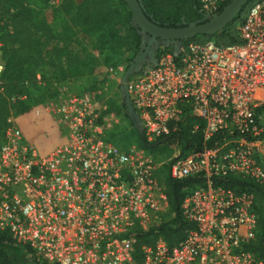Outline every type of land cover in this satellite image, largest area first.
<instances>
[{
    "label": "built area",
    "instance_id": "obj_1",
    "mask_svg": "<svg viewBox=\"0 0 264 264\" xmlns=\"http://www.w3.org/2000/svg\"><path fill=\"white\" fill-rule=\"evenodd\" d=\"M198 1L206 17L224 0ZM237 29L238 43L181 44L127 81L147 142L178 131L193 116L204 123L205 141L219 135L211 146L191 152L176 147L167 160L152 159L134 144L121 148L107 136L115 115H103L105 104L93 92L64 87L35 108L37 117L51 119L56 144L40 146L8 118L0 139V230L45 264H264L241 248L256 233L253 194L209 180L235 175L264 183V0L247 8ZM3 70L0 58V82ZM166 161L173 179L207 178L181 203L194 227L171 248L161 239L143 245L136 262L126 233L169 219L155 176Z\"/></svg>",
    "mask_w": 264,
    "mask_h": 264
},
{
    "label": "trees",
    "instance_id": "obj_2",
    "mask_svg": "<svg viewBox=\"0 0 264 264\" xmlns=\"http://www.w3.org/2000/svg\"><path fill=\"white\" fill-rule=\"evenodd\" d=\"M230 0H224L217 13ZM254 1V0H250ZM143 13L152 22L164 27H178L207 19L199 11L198 0H139ZM49 0H0V58L4 70L0 82V139L8 126V118L18 120L22 127H33L36 106L58 95V87L65 82H79L83 69L94 68V55L85 47L83 37L101 34L103 43L113 42L110 50L119 47L133 54L141 50L142 34L130 23L131 12L123 0H60L48 7ZM49 8V23L63 26L62 34L53 33L50 24L38 21L42 8ZM244 15L240 14L221 31L212 35H197L184 39L185 45L191 41H214L218 45L240 42L238 26ZM157 50V49H156ZM168 50L162 47L157 55ZM132 58L126 61V69ZM141 72V71H140ZM134 73V72H133ZM39 74L40 79L36 76ZM80 84V83H79ZM97 85L86 87L97 90ZM103 115L113 113L128 119L129 127L117 133L111 140L121 148L134 144L138 148L169 157L175 147L181 152H191L203 146H211L219 135L208 140L203 138L204 123L201 119L187 116L184 126L178 131L147 142L139 136L130 120L123 102L106 101ZM264 111V106L259 108ZM198 124L197 129L193 126ZM167 157V159L169 158ZM166 159V160H167ZM169 161L161 164L155 176L163 185L169 204V219L144 230L133 226L126 235L133 241V257L136 262L143 259L142 246L153 245L161 239L168 248L182 241L194 224L184 218L181 203L185 194L192 188L204 185L203 175L173 179L169 173ZM213 185H220L236 191H248L254 196V209L257 214L255 237L241 244V248L254 257L264 258V183L254 182L235 175L211 177ZM0 264H45L38 259L30 246L17 242L8 230H0Z\"/></svg>",
    "mask_w": 264,
    "mask_h": 264
},
{
    "label": "rangeland",
    "instance_id": "obj_3",
    "mask_svg": "<svg viewBox=\"0 0 264 264\" xmlns=\"http://www.w3.org/2000/svg\"><path fill=\"white\" fill-rule=\"evenodd\" d=\"M256 1V0H254ZM254 1H248L245 7L242 10V15H244L247 11V8L254 2ZM53 5L49 4L48 7H51ZM42 8L41 13H39L37 20L43 21L45 23L50 24V26L53 28V33L55 34H62L63 26L60 25L59 22L57 23H49V8ZM50 20V18H49ZM233 22V21H232ZM197 36V35H196ZM79 37L82 38V42L85 44L86 49L88 52H91L94 55V68L92 67L93 71L89 73L90 67L87 66L83 69V76L80 78L81 81L79 82H65L61 86L59 85L58 88L64 87L68 93H81L86 90V87L95 84L97 85V90L90 91L93 92L96 96V98L101 102L104 103L106 101H115L119 105L122 101V95H121V78L126 71V61L129 58L133 59L136 57V55L141 52L140 50L133 54L131 51H124L122 49H119V47L115 50H110V46H112L113 42H105L103 43V38H101V34H97L93 37H83L79 34ZM143 37V36H142ZM191 42H198V41H191ZM167 47L170 50H173L174 47L172 44H169L167 46L162 45L161 42L152 43L149 47V50H152L154 48V54L155 57L157 55V50ZM157 49V50H156ZM130 62V63H131ZM128 63V65L130 64ZM151 65L150 61V54L147 52L144 55L143 62L137 67L136 71L134 73L132 72L128 78L132 74H135L137 72L143 71L146 68H148ZM80 83V84H79ZM107 124H109L106 128L107 136L112 139L117 133L122 131L125 128L129 127L128 119L122 116H115V118H110L107 121ZM53 135H55V139L59 138V135L56 133V131H53ZM58 140V139H57ZM176 148V147H175ZM144 151L150 155L152 159H160L158 158L159 154L157 153H151L144 149ZM174 151V150H173ZM166 152H164L162 156V160H166L168 156H165ZM169 213L167 214V216ZM132 228V227H131Z\"/></svg>",
    "mask_w": 264,
    "mask_h": 264
},
{
    "label": "water",
    "instance_id": "obj_4",
    "mask_svg": "<svg viewBox=\"0 0 264 264\" xmlns=\"http://www.w3.org/2000/svg\"><path fill=\"white\" fill-rule=\"evenodd\" d=\"M123 1L131 12V25L137 27L140 34H147L149 36V38H147L148 47H146V52H139L129 64L121 78L120 86L126 112L137 133L142 137V130L137 115L129 101L127 78L132 72L136 71L137 67L143 62L144 55L147 52L150 54L151 64H155L156 57L154 54V48L149 50L150 45L157 42H161L162 45L165 46L172 44L174 50H177L184 39L192 38L196 35H212L219 32L242 13L243 8L249 0H230L220 12L206 16L205 18L207 21L192 22L178 27H164L149 20L143 13L139 0Z\"/></svg>",
    "mask_w": 264,
    "mask_h": 264
},
{
    "label": "crops",
    "instance_id": "obj_5",
    "mask_svg": "<svg viewBox=\"0 0 264 264\" xmlns=\"http://www.w3.org/2000/svg\"><path fill=\"white\" fill-rule=\"evenodd\" d=\"M34 116L35 118L33 127L24 128L17 119L15 120L23 132L29 136V138L34 140V142H37L40 146L45 147L56 144L59 138L55 139V135H53L54 128L52 126L51 119L48 116L37 117L35 115V111Z\"/></svg>",
    "mask_w": 264,
    "mask_h": 264
},
{
    "label": "flooded vegetation",
    "instance_id": "obj_6",
    "mask_svg": "<svg viewBox=\"0 0 264 264\" xmlns=\"http://www.w3.org/2000/svg\"><path fill=\"white\" fill-rule=\"evenodd\" d=\"M142 45H141V52H146V47H148L147 44V38H149V36L147 34L142 35Z\"/></svg>",
    "mask_w": 264,
    "mask_h": 264
}]
</instances>
